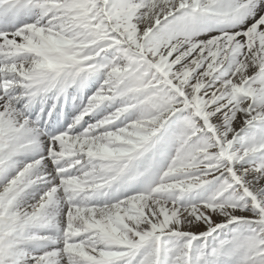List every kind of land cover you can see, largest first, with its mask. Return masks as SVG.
Masks as SVG:
<instances>
[{
    "label": "snow or ice",
    "instance_id": "obj_1",
    "mask_svg": "<svg viewBox=\"0 0 264 264\" xmlns=\"http://www.w3.org/2000/svg\"><path fill=\"white\" fill-rule=\"evenodd\" d=\"M0 264H264V0H0Z\"/></svg>",
    "mask_w": 264,
    "mask_h": 264
}]
</instances>
